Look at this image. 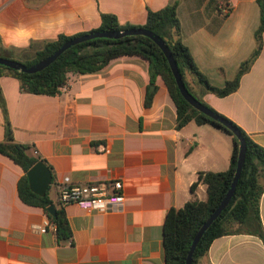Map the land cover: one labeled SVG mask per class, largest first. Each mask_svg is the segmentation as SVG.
<instances>
[{"label": "crops", "instance_id": "1", "mask_svg": "<svg viewBox=\"0 0 264 264\" xmlns=\"http://www.w3.org/2000/svg\"><path fill=\"white\" fill-rule=\"evenodd\" d=\"M173 1L182 42L209 82L222 86L256 45L257 0H0V46L22 60L30 48L60 33L98 27L102 12L121 24L143 25L149 9ZM148 65L140 56H119L94 73L70 75L56 96L23 92L15 77H0L13 140L30 145V154L50 168L46 192L53 204L64 177L80 184L119 179L124 194L118 211L66 205L72 241L58 244L42 208L18 196L23 170L0 154V264L164 263L166 212L205 199L204 184L194 193L190 185L199 171L228 168L232 139L211 124L190 121L176 129L175 105L160 76L149 83ZM187 80L199 89L190 75ZM153 90L147 106L146 94ZM202 98L264 147V30L261 51L238 88L224 97ZM4 124L0 106V141ZM259 216L264 229V190ZM200 264H264V242L247 233L217 237Z\"/></svg>", "mask_w": 264, "mask_h": 264}, {"label": "trees", "instance_id": "2", "mask_svg": "<svg viewBox=\"0 0 264 264\" xmlns=\"http://www.w3.org/2000/svg\"><path fill=\"white\" fill-rule=\"evenodd\" d=\"M259 4V25L255 30V47L248 58L243 60L235 76L226 80L222 86L212 85L207 76L196 65L188 47L181 39V26L177 16V2L173 1L158 10H148L143 25L119 23L112 13H100L98 27L85 32L72 35L60 33L53 40L44 42L33 53L22 60L27 67L51 55L66 40L89 32L104 30H125L132 28H145L159 36L169 48L176 63L177 70L186 89L202 104L207 106L219 116L230 121L240 131L245 140L246 150L241 174L235 191L226 207L218 217L208 226L198 240L192 253L191 263L200 264L211 242L223 235L234 233H247L259 237L264 242V229L259 216V202L264 190L261 178H264V147L253 139L232 120L215 111L202 98L205 93H212L217 97H224L234 92L239 85L241 76L249 70L262 48V32L264 30V0H257ZM13 53L0 46V57L13 58ZM136 55L146 59L149 63L148 72L150 84L160 76L167 87L168 94L176 108V129H180L190 121L197 125L211 124L231 136L232 150L229 166L224 171H199L196 180L190 185L194 193L198 184H204L206 197L204 200L193 198L186 201L179 208L171 207L165 215L163 222V264H185L187 252L191 241L213 210L220 203L230 186L236 168L238 154L237 138L223 125L193 108L181 95L166 57L157 44L144 35H126L117 39L93 38L77 43L61 53L53 62L40 71L26 73L16 71L0 65V77L10 75L15 77L23 92L43 94L49 96L59 95L68 83L70 75L94 73L112 59L119 56ZM192 77L193 84L199 87L194 89L187 80ZM153 91H148L145 105H149ZM0 106L5 115L4 139L0 141V154L8 157L23 170V175L17 181L19 198L27 205L42 208L48 221L54 225L55 238L58 244L72 241L65 211L58 203L54 204L55 212L51 215L47 207L53 204L46 192L44 195L34 193L28 183L26 171L37 161L42 160L37 153L30 154L32 147L17 143L13 140L5 104L0 89Z\"/></svg>", "mask_w": 264, "mask_h": 264}, {"label": "water", "instance_id": "3", "mask_svg": "<svg viewBox=\"0 0 264 264\" xmlns=\"http://www.w3.org/2000/svg\"><path fill=\"white\" fill-rule=\"evenodd\" d=\"M126 35H144L149 37L151 40H153L157 46L161 49L164 56L166 57L168 64L170 66L171 72L174 76L176 85L181 93V95L184 97V99L196 110L203 113L204 115L210 117L214 121L220 123L223 125L226 129H228L238 140V154H237V161H236V168L234 171V175L232 177L231 183L229 188L227 189L225 195L221 199L220 203L217 205V207L213 210V212L209 215V217L202 223V225L199 227L197 232L195 233L191 244L189 246L185 264H192L191 263V257L192 253L196 247V244L200 237L202 236L203 232L208 228V226L218 217V215L221 213V211L226 207L228 204L230 198L232 197L238 179L241 174L242 166L244 163V157H245V140L243 136L241 135L240 131L237 129L236 126H234L230 121L227 119L219 116L215 112H213L211 109H209L207 106L199 102L185 87L182 78L177 70L176 63L173 59V56L171 55V52L165 42L156 34H154L152 31L145 29V28H132V29H125V30H104V31H94L89 32L80 36H76L73 38H70L63 42L51 55L48 57L38 61L37 63L27 67L25 64H23L20 61H17L15 59H9L5 57H0V65H3L5 67L11 68L16 71L26 72V73H33L36 71H40L46 66H48L51 62H53L61 53H63L66 49L70 48L71 46L83 42L85 40L93 39V38H110V39H117L121 38ZM26 176L28 179L29 187L30 189L38 194V195H44L48 189V186L51 184L52 180V173L50 168L42 161L39 160L35 164H33L27 171ZM48 212L53 215L55 212V206L54 204H51L47 207Z\"/></svg>", "mask_w": 264, "mask_h": 264}, {"label": "built area", "instance_id": "4", "mask_svg": "<svg viewBox=\"0 0 264 264\" xmlns=\"http://www.w3.org/2000/svg\"><path fill=\"white\" fill-rule=\"evenodd\" d=\"M66 88L67 84L63 90ZM56 186L58 204L63 208L74 203L87 211L111 212L121 210L124 204L123 184L119 179L80 184L71 183L68 177H64ZM44 224L55 230L49 221Z\"/></svg>", "mask_w": 264, "mask_h": 264}, {"label": "rangeland", "instance_id": "5", "mask_svg": "<svg viewBox=\"0 0 264 264\" xmlns=\"http://www.w3.org/2000/svg\"><path fill=\"white\" fill-rule=\"evenodd\" d=\"M32 53H33V51H32V49L30 48V51L27 52V53H24L22 57L25 58V57L31 55ZM12 56H13V58H18V57H16V55H14V54H13Z\"/></svg>", "mask_w": 264, "mask_h": 264}]
</instances>
